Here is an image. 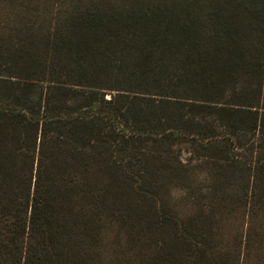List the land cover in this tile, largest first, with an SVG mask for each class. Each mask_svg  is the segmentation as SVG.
I'll use <instances>...</instances> for the list:
<instances>
[{"label": "trees", "instance_id": "16d2710c", "mask_svg": "<svg viewBox=\"0 0 264 264\" xmlns=\"http://www.w3.org/2000/svg\"><path fill=\"white\" fill-rule=\"evenodd\" d=\"M0 264H264V0H0Z\"/></svg>", "mask_w": 264, "mask_h": 264}, {"label": "rangeland", "instance_id": "374dc122", "mask_svg": "<svg viewBox=\"0 0 264 264\" xmlns=\"http://www.w3.org/2000/svg\"><path fill=\"white\" fill-rule=\"evenodd\" d=\"M179 194H180L179 191H173V195L175 196V198H177Z\"/></svg>", "mask_w": 264, "mask_h": 264}]
</instances>
